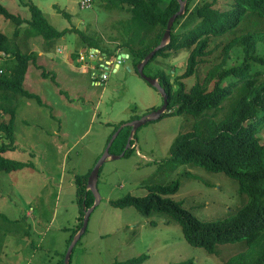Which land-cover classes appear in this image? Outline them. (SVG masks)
Returning <instances> with one entry per match:
<instances>
[{"label": "rangeland", "instance_id": "1", "mask_svg": "<svg viewBox=\"0 0 264 264\" xmlns=\"http://www.w3.org/2000/svg\"><path fill=\"white\" fill-rule=\"evenodd\" d=\"M31 1L50 25L70 31L54 48L47 47L49 53L42 38L24 41L20 34L14 40L22 52L38 54L24 88L39 96L42 104L28 98L17 101L15 147L4 155L30 166L0 175V214L4 216H0V264H59L80 215L75 176L93 169L110 136L121 126L163 105L159 91L139 75L138 66L144 60L136 68L133 59L125 56L120 22L130 18L127 10L108 11L95 1L87 10L79 7V0ZM0 4L13 15L31 18L21 0H0ZM194 11L193 7L180 20L179 31L193 27ZM16 28L14 22L0 16L1 32L12 37ZM97 43L118 54L124 52V56L110 60L104 52L91 48ZM219 52L207 58L196 75L184 80L188 91L204 79ZM188 56L187 50L171 52L168 59L153 61L145 73L150 77L158 70L176 68L182 76ZM8 121L9 116L0 117V123ZM192 124L193 118L181 116L147 123L133 139L132 156L109 158L103 164L98 182L101 202L73 250L71 264H118L140 257L145 259L142 264H224L247 250L243 243L225 244L210 254L189 244L180 225L168 216L154 213L147 217L134 207L121 209L110 204L128 195L145 197L148 187L154 185L179 182V191L170 198L202 222L223 220L244 207L248 197L240 194L239 183L227 175L193 165L167 167L172 144L180 134L191 132ZM258 136L263 143L264 129Z\"/></svg>", "mask_w": 264, "mask_h": 264}, {"label": "trees", "instance_id": "2", "mask_svg": "<svg viewBox=\"0 0 264 264\" xmlns=\"http://www.w3.org/2000/svg\"><path fill=\"white\" fill-rule=\"evenodd\" d=\"M94 1L102 3L108 11L118 9L130 13L128 20L120 22L124 37L122 47L127 48L126 54L133 59L136 68L160 44L169 19L180 9L178 0ZM186 1V13L176 19L170 43L145 67L146 70L158 58L168 59L171 52L188 51L187 69L182 76L177 75L176 68L170 72L158 70L155 76H150L160 81L168 95V112L162 118H193L192 131L176 138L166 165L171 170L193 165L223 173L239 183V192L248 197V202L230 217L202 222L181 202L170 198L180 189V183L175 182L148 187L145 197L128 195L110 204L121 209L134 207L147 217L164 214L180 225L189 244L204 248L210 254L216 253L218 245L243 243L247 247L224 264H264V142L258 136L264 129V0ZM21 2L30 10V19L13 15L0 4V16L17 26L12 37L0 31V117L9 116L8 122L0 123V175L30 166L4 155L15 147L18 99H35L42 104L39 96L24 88L28 69L31 64L37 65L38 54L22 52L14 40L20 34H24V41L42 38L48 51L47 47L54 48L70 31H58L50 25L43 11L31 0ZM193 7L195 24L179 31L177 24ZM84 40L87 44L93 43ZM217 40L221 42L212 48ZM91 48L104 52L110 60L124 54L102 48L99 43ZM219 50L217 62L208 69L204 79L188 91L184 80L196 75L201 64ZM44 77L48 74L44 73ZM52 80L56 81L55 77ZM130 133L131 127L120 132L111 153L124 152ZM131 145L125 157L135 153L134 140ZM91 171L75 176L80 215L68 247L83 225L86 210L95 202L93 193L87 190ZM64 259L65 255L59 264H63ZM144 260L140 257L118 264H142Z\"/></svg>", "mask_w": 264, "mask_h": 264}, {"label": "water", "instance_id": "3", "mask_svg": "<svg viewBox=\"0 0 264 264\" xmlns=\"http://www.w3.org/2000/svg\"><path fill=\"white\" fill-rule=\"evenodd\" d=\"M179 4H180V9L177 13H175L168 21L167 24V28L166 31L161 39L160 44L151 52L149 53L145 58L144 61L141 62L138 66V71H139V75L148 83H150L153 87H155L159 93L161 94L162 98H163V105L162 107H160L158 110L153 111L151 113H149L148 115L133 121L131 123L125 124L123 126H121L117 133L115 135H112L111 140L109 141L104 154L102 155V157L96 162V164L94 165L89 177H88V183H87V190L91 191L95 197V202L93 204V206L89 209L86 210L85 212V216H84V220H83V225L81 227V229L79 230V232L74 236L70 246L68 247L67 253L65 255V259H64V263L63 264H70L71 262V257H72V253L73 250L75 248V246L77 245V243L79 242V240L82 238V236L85 234L87 227H88V223H89V219L90 216L92 214V212L96 209V207L98 206V204L101 202V196L98 190V182H99V174H100V170L103 166V164L109 159H120L122 157H125V152L132 147L131 142L134 139V135L136 134V132L138 131V129L144 125H146L147 123L150 122H154V121H158L162 118V116L168 112V108H169V100H168V95L164 89V87L161 85L160 81L157 78H153V77H149L148 75L145 74V67L146 65L153 59V57L156 55V53L162 49H164L171 41V33H172V28L174 26V23L176 21V19L178 17H181L183 15H185L186 13V6H187V1L186 0H178ZM124 55L119 56V58H121ZM127 58L129 57L128 55ZM131 127V133L130 136L128 138V142L126 145V148L124 150L123 153L119 154V155H112L111 154V147L112 144L114 143L115 139L118 137L119 133L122 131L123 128L125 127Z\"/></svg>", "mask_w": 264, "mask_h": 264}, {"label": "built area", "instance_id": "4", "mask_svg": "<svg viewBox=\"0 0 264 264\" xmlns=\"http://www.w3.org/2000/svg\"><path fill=\"white\" fill-rule=\"evenodd\" d=\"M94 0H79V7L82 10L91 9L93 7Z\"/></svg>", "mask_w": 264, "mask_h": 264}, {"label": "bare ground", "instance_id": "5", "mask_svg": "<svg viewBox=\"0 0 264 264\" xmlns=\"http://www.w3.org/2000/svg\"><path fill=\"white\" fill-rule=\"evenodd\" d=\"M127 127H128V126H127ZM125 128H126V127H125ZM136 133H137V132H136ZM134 136H135V135H134ZM132 141H133V140H132ZM100 171H101V170H100ZM83 236H84V235H83ZM83 236H82V237H83ZM81 239H82V238H81ZM81 239H80V240H81ZM80 240H79V241H80ZM70 263H71V262H70Z\"/></svg>", "mask_w": 264, "mask_h": 264}, {"label": "crops", "instance_id": "6", "mask_svg": "<svg viewBox=\"0 0 264 264\" xmlns=\"http://www.w3.org/2000/svg\"><path fill=\"white\" fill-rule=\"evenodd\" d=\"M105 59V58H104ZM71 182V181H70Z\"/></svg>", "mask_w": 264, "mask_h": 264}]
</instances>
